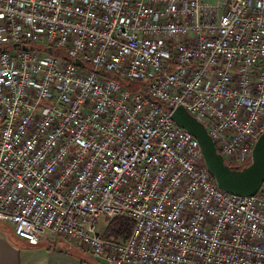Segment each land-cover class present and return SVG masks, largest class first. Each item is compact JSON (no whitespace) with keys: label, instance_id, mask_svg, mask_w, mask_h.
Segmentation results:
<instances>
[{"label":"built area","instance_id":"obj_1","mask_svg":"<svg viewBox=\"0 0 264 264\" xmlns=\"http://www.w3.org/2000/svg\"><path fill=\"white\" fill-rule=\"evenodd\" d=\"M178 107L250 163L264 0H0V224L106 264H264V181L219 190ZM119 216L126 240L97 232Z\"/></svg>","mask_w":264,"mask_h":264},{"label":"water","instance_id":"obj_2","mask_svg":"<svg viewBox=\"0 0 264 264\" xmlns=\"http://www.w3.org/2000/svg\"><path fill=\"white\" fill-rule=\"evenodd\" d=\"M22 49L27 50L26 47ZM47 53L52 54V51L47 50ZM73 63L82 67L79 60ZM99 74L108 77L106 73L100 72ZM145 98L149 99V96L145 95ZM169 111H171L170 118L173 123L198 142L205 168L219 190L239 197L254 196L258 192L264 181V133L258 137L253 146L250 163L242 169H236L224 163L201 122L190 116L182 107L175 110L169 108Z\"/></svg>","mask_w":264,"mask_h":264},{"label":"crops","instance_id":"obj_3","mask_svg":"<svg viewBox=\"0 0 264 264\" xmlns=\"http://www.w3.org/2000/svg\"><path fill=\"white\" fill-rule=\"evenodd\" d=\"M9 231L12 234H9ZM7 232V233H6ZM0 264H106L92 258L77 243L45 234L32 245L16 237L11 225H0Z\"/></svg>","mask_w":264,"mask_h":264},{"label":"trees","instance_id":"obj_4","mask_svg":"<svg viewBox=\"0 0 264 264\" xmlns=\"http://www.w3.org/2000/svg\"><path fill=\"white\" fill-rule=\"evenodd\" d=\"M132 227L133 225L129 218L124 216H119L112 219L109 222L108 228L102 235L104 238H113L115 240H126L131 233ZM9 234H12V232L9 231Z\"/></svg>","mask_w":264,"mask_h":264},{"label":"rangeland","instance_id":"obj_5","mask_svg":"<svg viewBox=\"0 0 264 264\" xmlns=\"http://www.w3.org/2000/svg\"><path fill=\"white\" fill-rule=\"evenodd\" d=\"M84 71H85V69H84ZM126 83H128V82H126ZM143 84H144L143 82L132 83L131 89H136L137 86L143 85ZM108 226H109L108 221L104 217L100 218L98 220V223H97V232L99 234H104V232L106 231Z\"/></svg>","mask_w":264,"mask_h":264}]
</instances>
